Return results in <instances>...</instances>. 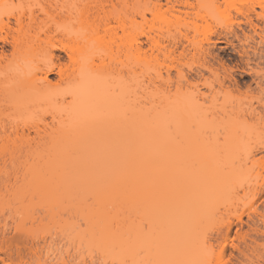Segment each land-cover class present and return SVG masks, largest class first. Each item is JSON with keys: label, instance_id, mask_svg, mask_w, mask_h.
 <instances>
[{"label": "rangeland", "instance_id": "374dc122", "mask_svg": "<svg viewBox=\"0 0 264 264\" xmlns=\"http://www.w3.org/2000/svg\"><path fill=\"white\" fill-rule=\"evenodd\" d=\"M69 1L0 0V36H5L1 26L8 15L38 11L47 4L53 7L47 15L37 14L41 20L40 24L36 20L37 25L46 32L23 26L16 54L11 56L10 45L0 43V50L8 56L0 60V125L17 130L0 142V264L8 261L2 250L22 264H148L145 239L154 240L157 232L168 228L178 229L179 221H159L158 212L152 221L127 214L126 221H98L94 227L81 214L71 216L63 211L49 194L67 188L90 190L94 184L83 167L74 172L72 161L69 165L63 162L81 160L84 156L76 154H83L92 136L84 129H70L69 122L92 114L98 103L109 125H119L121 118L122 87L116 72L120 65L106 61L107 66H102L96 60L93 64L95 42L89 37L85 41L87 29L77 23L78 12L62 9ZM91 2L82 0L78 8ZM127 3L143 15L136 16L142 51L137 67L140 110L150 112L160 97L179 102L183 93L201 104L197 111L191 110L187 123L171 128L158 143L157 167L165 160V171L178 164L186 171H200L216 163L227 176L220 188L209 193L210 209L202 220L195 221L198 214L190 212L185 228L191 230L193 251L197 245L193 264H264V0H218V11L208 6L203 9V4L200 10H189L188 17L168 11L164 0ZM242 13L249 15L251 25ZM65 28L63 37L57 35L56 31ZM179 30L193 44H168ZM72 38L76 39L71 43ZM202 39L204 51L200 52L197 44ZM60 42L75 50L73 71L61 78L51 74L43 82L42 71L52 54L69 65L66 54L51 52ZM98 46L102 50V43ZM114 49V45L105 46V50ZM102 74L109 75L107 101L99 96L101 101L84 102L85 81ZM203 113L217 128L215 140L209 130L198 127ZM115 136L112 129L99 132L97 139L102 145L114 142ZM174 184L170 193L175 203L189 207L200 203L204 187L196 188L186 179ZM165 194L169 196L168 191L161 196ZM142 211V216L151 217L146 208ZM93 233L99 236L95 243Z\"/></svg>", "mask_w": 264, "mask_h": 264}, {"label": "bare ground", "instance_id": "6f19581e", "mask_svg": "<svg viewBox=\"0 0 264 264\" xmlns=\"http://www.w3.org/2000/svg\"><path fill=\"white\" fill-rule=\"evenodd\" d=\"M91 1L93 2L84 4L79 9L78 5L82 3V0H70L67 6L62 7V9L69 7L70 10L77 11L78 17L75 18L77 23L87 29L85 41L89 37L95 42L93 52L91 53L93 64L96 60L100 61L102 66H107L106 61L109 63L114 61V64L118 63L120 65V68L116 70L121 78L122 87L120 90L121 102L118 105L121 109L120 123L117 125L116 122L114 127L109 125L107 122L108 115L100 111L99 103L96 106L98 110H94L92 114H87L82 119L75 118L71 120L69 122L70 129H84L92 136L85 143L83 154H76L84 156L81 160L74 158L72 160L65 159L63 162L69 165L72 161L74 172L80 166L83 167L87 170L86 172H88L94 184L90 190L67 188L57 189L49 192V194L58 202L63 211L71 216L75 212L81 214V217L85 221H92L94 227L97 226L96 223L98 221H102L104 224L110 221H126L127 214L140 219V221L144 218H147L146 220L148 221L151 219L152 221V218H155L158 214L161 216L159 221H169L170 223L172 221H179L178 229L172 230L168 228L165 231L157 232L153 236L154 240L145 239L146 258H148V264H193L197 258L196 254H193L197 245L194 246L193 244V251L190 238L191 230L189 231L185 228L187 221L191 220L190 212L198 214L195 221L201 219L205 215V212L210 209L208 206L209 193L220 188L221 180L223 181L227 176L226 174L222 175L218 167H215L216 163L211 166L213 161L206 165L211 166L212 169L207 167L200 171L196 169L186 171L185 168H180L181 165L179 164L169 166V163V169L165 171L164 168L167 165L166 163L165 167L164 164L162 165L165 160L159 162L160 166L157 167L154 155L156 154L158 143H162L165 138L164 136L170 134V129L175 126H178V128L182 126L189 119L192 111L195 112L200 109L201 104L195 99L196 97L189 99L183 93L181 96L184 97L181 99L179 96V102L173 101L170 96H167V99L164 98L165 100H161L160 97V101L154 104L155 106L151 108L150 112L140 110L141 95L137 79V67L142 51L139 42L141 28L136 24V16L142 17L143 15L139 8L138 10L129 8L130 5L127 3V0ZM157 2H160V0H157ZM194 3L191 0H164V6L167 7L168 11L185 15L184 17L189 16V10H194L195 8L200 10L203 4V9L208 6L218 11L219 8L218 0H194ZM51 9H53L51 4H47L40 7L38 11H29L27 14H11L6 17L5 22L1 26V31L5 33V36H0V43L3 46L5 44L10 45L11 56L18 51L19 34L25 24L37 33L40 31L46 32V30L43 31L38 27L41 22V20H38V15H47ZM242 15L245 17L247 23L251 25L249 15L243 13ZM36 20L39 21L38 25ZM47 30L51 33L49 29ZM67 31V28L59 29L56 33L63 37ZM226 31L227 33H232L229 28H226ZM118 32H120V36H118ZM177 34L178 36H171L168 44L178 46V44L186 43V45H191L192 42L186 33H182L179 30ZM28 36L31 37L30 32ZM74 39L76 38H72L70 42L72 43ZM202 42L203 39L197 44L200 52L204 51V48L201 46ZM101 43L103 46L102 50L98 46ZM207 43H209L208 40ZM107 45H114L116 48L114 52L112 50H105V46ZM174 45L172 46L174 47ZM184 49L186 50V48ZM52 51L66 54L70 67L67 64L61 63L58 55L52 54L50 62L42 71L44 76L43 82H48V77L51 74H55L61 78L67 72L73 71L75 50L72 46L60 42L59 46L52 47ZM7 57V54L3 50H0V60ZM54 59L57 63L53 62ZM130 61H132L131 68ZM108 76V74H102V76L93 77L91 81H85V87L82 89V92L84 90L86 95L83 98L84 102L91 99L92 102L96 100L101 101L99 96H102V102L107 101L106 87ZM228 77H231L230 72ZM228 77L227 79L229 80ZM232 81L234 82L235 80ZM217 84L218 89H221L222 84L219 80ZM234 84L236 85V83ZM217 93V91L213 92V94ZM161 101H165V103L162 102L163 104L161 103V105ZM176 102L178 103L176 104ZM201 117L203 121L198 127L209 130L211 138L215 140L218 131L216 126L213 125L212 118L208 119L204 113ZM112 129H114L116 135L115 141L100 145L97 139L99 132ZM13 132L16 133L17 130L13 129L12 126L0 125V142ZM166 139L170 141L171 136H168ZM66 149L63 148L62 150L66 151ZM76 162H81V164H76ZM161 167L164 171H162ZM158 169H161V172ZM185 179L187 182H192L196 188H205L204 193L200 195V203L194 207L186 206L181 201L182 204L180 205L175 203L176 199L170 193L173 191L171 189L175 186V180L185 181ZM167 191L169 196L166 197L165 194V197H162L161 195ZM142 208H146V211L149 212L148 215L151 217L146 216V214L142 216ZM157 212L158 214H156ZM105 232H107V228L101 232V236ZM120 236L119 234L118 243L121 247L122 239ZM98 239L97 233H93V243ZM105 242L106 240H103L104 245ZM157 244L158 246H156ZM2 252L5 259L8 260L7 262H3V264H22V260L14 261L12 256L7 254L8 252L6 253L3 250Z\"/></svg>", "mask_w": 264, "mask_h": 264}]
</instances>
